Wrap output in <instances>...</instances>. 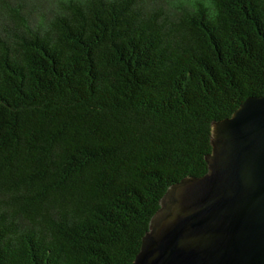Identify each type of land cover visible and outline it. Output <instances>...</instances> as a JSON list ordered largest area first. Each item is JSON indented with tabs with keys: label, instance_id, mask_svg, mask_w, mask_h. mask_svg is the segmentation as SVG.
<instances>
[{
	"label": "trees",
	"instance_id": "obj_1",
	"mask_svg": "<svg viewBox=\"0 0 264 264\" xmlns=\"http://www.w3.org/2000/svg\"><path fill=\"white\" fill-rule=\"evenodd\" d=\"M263 93L264 0H0V264H131Z\"/></svg>",
	"mask_w": 264,
	"mask_h": 264
},
{
	"label": "water",
	"instance_id": "obj_2",
	"mask_svg": "<svg viewBox=\"0 0 264 264\" xmlns=\"http://www.w3.org/2000/svg\"><path fill=\"white\" fill-rule=\"evenodd\" d=\"M206 160L169 186L131 264H264V93L212 122Z\"/></svg>",
	"mask_w": 264,
	"mask_h": 264
}]
</instances>
